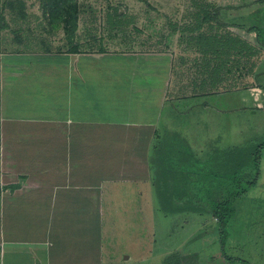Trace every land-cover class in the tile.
<instances>
[{
	"label": "crops",
	"instance_id": "crops-1",
	"mask_svg": "<svg viewBox=\"0 0 264 264\" xmlns=\"http://www.w3.org/2000/svg\"><path fill=\"white\" fill-rule=\"evenodd\" d=\"M236 25L227 27L228 85L224 49L204 40L200 53L177 44L169 53L86 51L81 38L65 51V42L30 33L6 41L0 29V264H127L113 243L128 217L176 225L183 216L191 226L198 211L177 207L190 204L174 194L187 192L193 169L203 174L217 161L210 151L221 141L209 131L230 116L237 125L239 112L264 111L254 46L264 41ZM241 64L244 72L234 69Z\"/></svg>",
	"mask_w": 264,
	"mask_h": 264
},
{
	"label": "rangeland",
	"instance_id": "rangeland-1",
	"mask_svg": "<svg viewBox=\"0 0 264 264\" xmlns=\"http://www.w3.org/2000/svg\"><path fill=\"white\" fill-rule=\"evenodd\" d=\"M261 10L264 11V0H0V29L7 31L2 33L6 41L15 40V36L25 40L30 33L34 35V41L39 39L43 44L48 41L65 42V51L72 49L74 39L81 38L88 46L84 48L86 51L124 48L127 51L169 53L177 44L182 50H192V46H196L194 52L200 53L198 46L204 40L215 48L220 46L224 49L223 77L228 85L227 78L232 75L233 68L231 43L234 36L227 27L237 23L246 28L255 23L261 25V19L258 23L252 16V13ZM190 41L194 44L184 46ZM254 46L260 77L264 71V60L261 58L264 56V43L258 42ZM214 50L206 52L213 55ZM210 68L211 65L207 74L209 78ZM236 68L238 72L246 70L242 64ZM257 82L264 85V76ZM240 84L243 88L242 81ZM241 104L242 107H251L253 103L241 99ZM252 111L237 113L236 119L240 118V121L235 126L230 116L219 124L218 130L209 131L218 134L216 139L221 141L210 151L217 161L211 162L207 171L203 170L207 177H198L192 170L191 192L199 191L207 195L209 185L204 178H208L209 174L219 176L220 172L216 169L220 166L230 168L234 164L233 171L237 165L247 163L255 152L256 144L264 142V111ZM233 143L241 146L237 154H231L229 144ZM224 158L239 160L240 164L224 162ZM211 168L215 173L210 172ZM261 170L258 186L233 200V213L223 233L218 232L217 219L200 211L193 213V222L187 227L180 222L183 216H177L176 225L170 218L163 219V216L160 223L149 218L146 225H136V220L128 217L127 226L121 225L124 230L113 243L117 254L124 259L130 257L133 262L127 264H240L229 263L223 256L246 260L250 264H264V153ZM219 180H225V177H219ZM215 188L216 191L223 190L225 197L228 196V187ZM244 188L245 184L235 187V190ZM215 202L209 201L211 204ZM177 206L182 207L183 204L178 203ZM200 217L209 220H200ZM202 221L205 223L201 224ZM158 232L159 239L152 241L151 237Z\"/></svg>",
	"mask_w": 264,
	"mask_h": 264
},
{
	"label": "trees",
	"instance_id": "trees-1",
	"mask_svg": "<svg viewBox=\"0 0 264 264\" xmlns=\"http://www.w3.org/2000/svg\"><path fill=\"white\" fill-rule=\"evenodd\" d=\"M262 15V18H261ZM252 16L255 20H258L257 22L260 23V19H261V25L255 23L254 26H251L248 30L250 32H254L256 33L258 40L260 41H264V11H256L254 13H252ZM214 17H216L214 15ZM53 21V20H52ZM55 23V21H53ZM236 27L240 28V29H246V27L244 25H236ZM182 153V152H177ZM264 153V142L258 144V146H256L255 152L252 154V156L250 158H248L247 163H243L242 165H238V167L234 170L233 173L228 174V173H224L222 176L219 175H212L209 174V182H207L208 178H204L206 179V183L209 185V190H208V194L205 195L203 193H198L199 191L195 192H191L189 190V183L190 180L187 179L188 182V188H187V192L184 193H176L174 194V196H176V198H180L182 197L183 201H185L187 204L190 205H183L182 207L177 206L179 208H189L195 211H200V212H206L210 215H212L215 219L218 220L219 222V227H220V234L224 232L225 226L227 221H229L230 217L232 216V207H233V200L237 199L239 197L244 196L245 194H247V192H249L250 190H252L253 188H255L256 186H258L261 174H262V170H261V157ZM197 169V168H196ZM196 169L194 170L195 175L198 174V177H207V175L205 176V174H199L198 171H196ZM174 176H180L183 175L182 173H184L183 169L180 168H176L175 171H172ZM193 172V171H192ZM211 172V171H210ZM166 174H169V172H166ZM192 174V173H191ZM204 175V176H203ZM219 177L224 178L225 180H219ZM194 178V175H193ZM192 178V179H193ZM191 179V181H192ZM181 179H177V184L178 186L181 184L182 181H180ZM221 182V183H220ZM192 183V182H191ZM243 184H245V188L244 190H240V191H236L235 187H239L242 186ZM214 185V186H212ZM218 187L221 189L223 188V186H225L226 188L228 187L229 192L227 193V197H225V193H223V190H217L215 187ZM212 190V191H210ZM185 197V198H184ZM190 197V199H189ZM213 201L216 200L215 204H211L209 203V201ZM205 205H202L204 204ZM214 203V202H213ZM209 205H213V206H209ZM169 205H164V208H168ZM229 263H240V264H250L248 261L246 260H241L238 258H230L227 256H223Z\"/></svg>",
	"mask_w": 264,
	"mask_h": 264
}]
</instances>
